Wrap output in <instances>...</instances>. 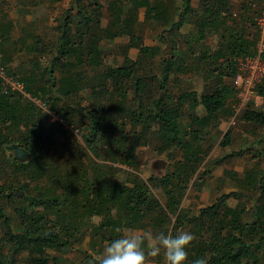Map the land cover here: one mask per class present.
<instances>
[{"label": "trees", "instance_id": "1", "mask_svg": "<svg viewBox=\"0 0 264 264\" xmlns=\"http://www.w3.org/2000/svg\"><path fill=\"white\" fill-rule=\"evenodd\" d=\"M76 1L77 14H62L55 41L46 43L34 34L30 45L32 34L26 32L11 49L0 47V67L22 82L31 97L42 99L64 123H49V114L33 100L22 94L6 93L0 78V149L20 143L32 156L26 163L18 162L13 155L0 160L1 264H18L22 254L26 255L25 264H56L58 259L51 251L64 253L72 249L71 230L107 243L117 237V228L137 227H148L154 233H193L195 240L188 249L187 264L198 258H205L207 264H264V153L260 148H242L226 154L225 159H232L253 149L258 158L243 178L231 170L225 171L237 182L238 190L221 194L198 213L182 208L203 156L212 149V138L222 134L220 125L224 118L235 117L255 130L264 128V109L254 106V101L236 115L239 100L232 82L238 73L236 62L255 54L257 40L248 36L247 28L236 19L232 0H202L198 10L192 7L193 0H177L180 5L174 11L164 0H107L112 16L110 28L104 30L107 41L113 40L116 31L133 38L123 53L137 45L131 24L138 22L142 9L146 18L155 20L170 38L168 53L159 46H142L138 60L126 55L122 66L109 70L103 69L101 37L92 27L93 21L97 26L101 24L104 4L102 0H86L87 5ZM247 1L249 4L244 2L242 7L254 11L257 16L252 21L257 24V17L264 15V0ZM188 15L197 17L196 41H205L209 32L216 33L220 37L219 49H202L195 54L194 46H188L181 51L172 38H185L180 28ZM253 16L250 14L247 19ZM1 26L0 42H6L12 37L13 25L7 21ZM157 52L162 54L159 76L142 75L137 66ZM49 54L52 56L47 61L45 55ZM196 63L208 81L201 92L184 90L169 95L163 89L190 72ZM257 92L264 95V83L257 87ZM84 94L89 105L79 101ZM146 105L151 107L149 115L144 111ZM201 106L205 110L203 116L198 114ZM76 116L84 122L87 149L97 158L110 157L137 168V149L151 134L160 141L162 149H170L171 160L173 153L180 150L181 158L157 182L164 200L152 192L149 183L153 177L145 181L132 173L131 178L120 181L112 178V172L103 171L92 177L82 163L65 175L60 174L59 166H52L48 157L54 143L52 128L58 124V130L65 132L64 126L72 124L71 117ZM151 118L158 123V129L152 133L148 132ZM183 119L188 123L184 124ZM140 128L145 131H139ZM223 135L222 148H234V129L229 128ZM115 152L116 157L112 156ZM11 163L18 166H10ZM96 166L101 165L95 162L93 171L102 169ZM13 174L22 175L24 181L9 183L7 177ZM200 177L192 183V189H202ZM44 179L50 182L46 188L31 186V182ZM244 191L251 192L250 198ZM231 197L240 200L239 206L229 205ZM243 197L252 203L251 207L242 202ZM5 201L20 203L8 212ZM94 217H101V221L94 223Z\"/></svg>", "mask_w": 264, "mask_h": 264}, {"label": "rangeland", "instance_id": "2", "mask_svg": "<svg viewBox=\"0 0 264 264\" xmlns=\"http://www.w3.org/2000/svg\"><path fill=\"white\" fill-rule=\"evenodd\" d=\"M150 1L152 3H155L156 0ZM164 1L168 4V7L171 11H174V9H176V5H180L179 1L177 0ZM201 2L202 0H193L192 7L198 10ZM232 2L235 5L234 14L237 17L236 19L240 24H244V26L247 28L245 29L247 30L246 34L257 40L255 45L256 51L259 40L264 37V15H262L261 17H257V24H254V21H252V19L254 20L256 18L255 16L257 15L253 13V10L248 11L247 9H244L242 7V3L245 2V4L248 5L249 2L247 0H232ZM81 3H83V5L88 4L86 0H81ZM102 3L104 4V7L102 9L101 24L97 26L93 21L92 27L94 29V32H98L101 37L100 45L103 48L102 61L104 70L122 66L124 64L126 55L134 61L138 60L142 46H159L167 53L169 52V33L167 32L163 34L161 26L156 23L155 20L147 19L145 16V9H142L139 12V18L137 20L138 22L136 24L132 22L131 24L135 30L134 36L136 38L134 39V41L137 43V45L127 50V54L123 53V48L127 46L133 40V38H131V35L129 34H122L119 33V31H116L114 37L112 38L113 40L110 42L107 41V39L105 38L104 30L110 28L109 20L112 16L107 5V0H102ZM0 4V14L2 16H5L3 18L1 16L3 24L11 20L6 18H10L11 15L13 17L12 19L16 20L15 22L18 28H20V26L24 24L26 25L24 28L26 29V32L33 31L35 34H37L34 35V33H31L32 35L30 36V42H34L33 35L35 36V38L37 36L42 37L44 42H52L53 40L55 41L57 37V28L62 24V14L64 12L65 14L68 13L70 15L77 14L78 10V8L76 7V0H2V3ZM90 10L92 9L90 8ZM249 12L251 14V17L253 15L254 16L253 18L247 19V17H250ZM26 16L34 17L35 23L29 26V24L25 22ZM176 16L177 13L172 14L171 17L173 19ZM196 19L197 17H191V15H188L187 20L183 24H181L180 28V31L185 35V38L180 39L178 37H173L172 40L179 46L181 51L187 50L189 48L188 46H192V48L194 46L193 51H195V54L200 53L199 51L202 49H208L210 50V52H214L215 50L219 49L220 37L216 33L209 32L205 41H196ZM169 25L170 23L167 25V28L170 27ZM228 26L230 27L231 23H229ZM33 27L36 28V32ZM241 27L243 26H240V28ZM101 35H103V37ZM187 40L189 41V43H186ZM30 45H32V43H30ZM25 54V56H27L26 51ZM51 56V54L45 55L47 61L49 60V58H51ZM161 59L162 54L158 52L152 53L149 58L146 59V61L143 60V63L137 66L139 69L138 71L142 75L149 74L159 76ZM47 61L45 60L46 63ZM188 62V64H190V62L192 61L189 59ZM198 66L199 64L196 63L190 72L182 74L178 78V81H172L170 85H164L163 89H165L169 95H174L175 93H180L184 90H196L197 92H201L208 81H206L205 76L203 75V70H201ZM115 96V98L118 99L120 97L116 94ZM87 100L88 99H86V94L83 95V98H79V101L82 102L83 105H89ZM252 103H254V106L259 105V108L264 109V106H262V100L260 98H257V100ZM150 109L151 107H149V105L145 106L144 111L146 115L150 114ZM54 114L56 113L54 112ZM198 114L200 116H203L205 114V110L202 106L199 107ZM71 118L73 119H71L70 121L72 124H69L70 126H64L65 132L61 131L60 129L58 130V124L52 128L51 140L54 143L50 147L48 157L49 162L52 166H59L60 169L58 171L60 174L65 175V172L70 171L73 166L80 167L79 163H82L83 166L88 168V170L90 171V176L92 177H95V172L101 171H103V173L112 172V178L114 180L117 179L120 181H126L129 177L131 178L132 173H136L145 181L153 177V181L149 183L152 192L161 201L164 200L163 191L160 187H157V182L167 172L171 171L173 168V164H175V162L181 158L182 152L180 150L175 151V154L173 153L174 157L171 160V158L169 157L170 149H162V144L160 143V141L158 139H155V136L151 134L150 138L147 139V142L139 146L137 149V161H135V164H137L138 166L137 168H133L124 163H121L120 160L114 161L110 157L97 158L89 151V149H87V146L84 142V122H79L78 118H80V116ZM48 121L49 123H59V121L61 120L57 115L56 118H49ZM148 121L149 124H151L150 130L148 132L152 133L153 131L158 129V123L155 120L151 118L148 119ZM183 123H188V120L183 119ZM231 127L234 129V132L236 134V141L234 140L235 147L223 149L221 146V142L224 136L223 134ZM141 130L145 131L143 128L139 129V131ZM220 132H222V134L218 133L215 136L212 134V136H214L211 141L212 149L207 155L203 156L204 160L202 162V165L192 181L193 183L196 179L203 175V178L200 177L201 179H199V181L202 180L203 182L202 189L200 191L192 189L191 183V188L187 191L186 196L182 202V208L190 210L191 213H198L200 208L211 205L216 200V198L223 193H230L232 191L238 190L237 182L233 178H230L228 174H225V171L231 170L235 173H238L240 178H243L245 172L248 169L254 167V162L256 161V159H258L257 157H254L255 151H253V149L258 147L260 148L259 150H262V152L264 153V128L255 130L253 126L240 120L236 121V118L231 116L230 118H224L221 121ZM16 144H19L21 147H23L20 143ZM7 146L0 149V160H2L1 162L5 160V155H13V157L15 158L14 151L12 149H9ZM250 147H252L253 149L252 151L248 152L247 155L234 157L232 159H225L226 154L231 153L233 150H239L242 148L246 150ZM112 156L116 157V152L112 153ZM31 159L32 156L29 153L27 159L16 160L20 163H26ZM216 161L220 162L215 164ZM262 161L264 163V159ZM95 162L98 163V165H101L96 167H101L102 169L93 171L92 167L94 166ZM10 166L18 165L16 163H11ZM110 167H113V169H110ZM204 172H206L207 174H204ZM7 180L9 183L13 182L14 184H17L18 180L24 181V177L19 174H13L10 177H7ZM49 183L50 182H47L44 179V181L42 180L39 182H31V186L34 189L38 187L46 188ZM244 192L250 198L251 192ZM246 199L247 198L243 197L242 202L246 203L247 207H251L252 203L250 201H247ZM239 201L240 200L231 197L229 199V205L232 207L239 206ZM19 203L15 202L13 204H6L5 201L4 205L7 206L8 212H12L13 205H19ZM100 221L101 217L93 218L94 223H99ZM136 229L151 231L150 229H148V227L146 229H144L143 227H137ZM70 238L73 241V247L71 250L64 253L54 250L51 251V253L58 259V262L56 264H93L94 260L98 259V256L102 252L103 247L106 243L101 242L88 234L78 233L74 230L70 231ZM87 254L91 255L92 257H88ZM25 256V254L19 256L20 261L18 264H25ZM150 264H165L163 253H161L159 257L150 260Z\"/></svg>", "mask_w": 264, "mask_h": 264}, {"label": "clouds", "instance_id": "3", "mask_svg": "<svg viewBox=\"0 0 264 264\" xmlns=\"http://www.w3.org/2000/svg\"><path fill=\"white\" fill-rule=\"evenodd\" d=\"M117 237L105 243L96 264H150L163 253L165 264H187L188 249L195 240L187 230L154 233L135 228H117ZM192 264H207L198 258Z\"/></svg>", "mask_w": 264, "mask_h": 264}, {"label": "built area", "instance_id": "4", "mask_svg": "<svg viewBox=\"0 0 264 264\" xmlns=\"http://www.w3.org/2000/svg\"><path fill=\"white\" fill-rule=\"evenodd\" d=\"M263 51L264 37L259 40L257 44V50L254 55L237 59L236 66L238 73L232 79L233 85L237 89V96L239 100L238 104L236 105V115L250 101L255 102L257 98H260L262 100V105H264V95H259L257 92V87L264 83V58L262 56ZM0 78L2 81L3 90L6 93L14 92L22 94L24 95V97L33 100L45 112H47L49 114V118L57 117V115L54 114L53 111H50L47 108L42 99L31 97L30 94L26 92L24 84L17 81L13 77L8 76L2 67H0ZM60 122H62V120Z\"/></svg>", "mask_w": 264, "mask_h": 264}, {"label": "crops", "instance_id": "5", "mask_svg": "<svg viewBox=\"0 0 264 264\" xmlns=\"http://www.w3.org/2000/svg\"><path fill=\"white\" fill-rule=\"evenodd\" d=\"M0 3H2V1H0ZM2 5H4V4H2ZM0 6H1V4H0ZM22 6V5H21ZM20 7V6H19ZM23 7V6H22ZM21 8V7H20ZM1 10H3V9H1ZM1 14H0V28L2 27L1 26V24L3 23L2 22V20H1ZM3 17H5V16H2V18ZM8 18V17H7ZM13 17L10 15V18H8V19H11L10 21L12 22V27H11V29H10V33H11V35H12V37L8 40V41H6V42H0L1 43V45H0V47L1 48H6V47H9L10 49H11V47H13V45L15 44V42H17V40L20 38V37H22L23 36V34H26V29H24L25 28V26L26 25H21L20 26V28H18V26L16 25V20H13L12 19ZM25 22L27 23V24H29V26L30 25H32L33 23H35V18L34 17H32V16H26V18H25ZM36 26V25H35ZM18 28V29H17ZM33 29H35V32H36V28L35 27H33ZM20 32V33H19ZM0 33H1V31H0ZM30 33H34L33 31H30ZM35 34V33H34ZM32 43V42H31ZM9 44V45H8ZM7 45V46H6ZM12 45V46H11ZM24 53V52H23ZM23 53H22V55H23ZM18 62V61H17ZM17 62H16V64H17ZM15 64V65H16Z\"/></svg>", "mask_w": 264, "mask_h": 264}, {"label": "water", "instance_id": "6", "mask_svg": "<svg viewBox=\"0 0 264 264\" xmlns=\"http://www.w3.org/2000/svg\"><path fill=\"white\" fill-rule=\"evenodd\" d=\"M7 147L14 151L15 158L18 160L27 159L29 156V152L24 147H21L19 144L14 143L8 145Z\"/></svg>", "mask_w": 264, "mask_h": 264}]
</instances>
